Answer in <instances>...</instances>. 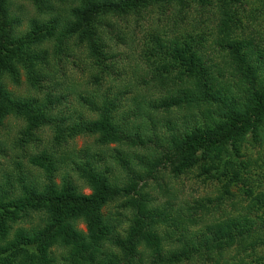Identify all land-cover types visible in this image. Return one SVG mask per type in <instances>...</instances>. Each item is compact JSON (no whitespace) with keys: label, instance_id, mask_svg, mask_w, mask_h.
Listing matches in <instances>:
<instances>
[{"label":"trees","instance_id":"16d2710c","mask_svg":"<svg viewBox=\"0 0 264 264\" xmlns=\"http://www.w3.org/2000/svg\"><path fill=\"white\" fill-rule=\"evenodd\" d=\"M21 1L36 10L26 27L14 0H0V129L8 116L22 119L28 136L19 140L24 149L35 146V133L55 118L59 138L66 130L69 139L94 137L100 149L82 151L84 162L68 151L70 160L65 159L55 145L40 151L29 164L41 173V182L20 162L15 172L14 167L0 172V264H264V0H71L61 8L52 0ZM150 3L190 12L196 4L218 6L212 30L196 33L194 26L182 41L152 40L158 54L149 53L144 63L159 85L170 83V96L157 107L154 101L150 107L156 110L150 113L148 96L135 93L130 108L126 99L136 90V80L120 77L105 91L85 89L86 96H79L95 104L89 108L95 117H82V109L75 118L62 109L54 116L49 101L64 92L61 83H52L50 66L65 43L70 40L85 53L98 71L90 78L101 87V81H113L102 19L132 15ZM23 73L34 88L44 81V101L26 102L7 89L6 80L18 87ZM176 108L186 114L182 125L174 117ZM160 125L172 131L169 138L161 139ZM249 146L259 148L257 156ZM139 147L148 164H136ZM108 151L125 174L122 181L104 164ZM161 168L175 178L196 171L197 179L219 185L221 200L234 199L237 189L252 197L255 210L250 217L223 221L219 210L224 204L217 207L209 235L197 242L192 223L202 222L198 211L191 213L170 199L160 209L154 206L155 188L146 191ZM82 185L91 194H84ZM122 199L132 209L127 227L104 212Z\"/></svg>","mask_w":264,"mask_h":264},{"label":"rangeland","instance_id":"374dc122","mask_svg":"<svg viewBox=\"0 0 264 264\" xmlns=\"http://www.w3.org/2000/svg\"><path fill=\"white\" fill-rule=\"evenodd\" d=\"M14 2L18 8L17 15L23 17V26L26 27L28 22L35 17L36 10L31 3L21 0H14ZM52 2L58 8H61L70 6L68 3L71 2V0H52ZM56 6L55 8L57 9ZM217 7V4L213 6H201L196 4L195 8L190 12L187 10L181 11L178 6H167L162 8L150 3L147 5H139L137 7L138 9L129 16L120 14V17L108 15L103 18L104 26L102 28V36L106 46L105 49L109 52V55H107V66L111 67L109 75L112 76L113 81H101V87L95 85L93 79L90 78L92 75H97L98 71L92 67L91 63L86 58L85 53L81 51L78 46L74 43L72 44L71 41L68 40L63 46L64 49L60 54L59 60L52 61L53 66H50L55 73L52 83L54 81L61 83L64 92V94H60L61 91H58V95H55V91L52 92L56 96L49 101V103L53 102L50 106L53 115L55 116V112L58 109H62L66 112L67 116L71 115L75 118L77 112L82 109L85 113V116L82 117H95V115L89 111L90 106H95V104L82 102L79 96H86L84 92L85 89L105 91L107 87L117 85V80L120 77L135 78L134 80H136V90L133 91V95H129L126 99L128 107L133 108L132 99L135 97V93L140 94L141 92H145L148 96V102H152L148 104L149 112L153 113L156 110L154 106L150 107L153 102L157 101L155 106H160L162 104H159L161 98L163 96L165 98L170 96V83L166 81L159 85V82L155 79L156 73L151 72L144 63L146 58L149 57V53H152L153 56L154 54H158L152 49V40L156 37H160L169 42L174 41L175 39L177 40V38L182 41V35H185L186 31L193 32L194 26L196 33L198 31V33H200L202 31L207 32L212 30L214 27V19L212 17L214 16ZM207 28L210 29L207 30ZM262 44L264 49V42H262ZM147 46H150V48H147ZM219 54H221L219 51L216 52V55H218L217 61L221 63L223 58ZM72 55L76 57H72ZM66 58H68V60H66ZM118 69H120V71H118ZM136 71H138L139 74ZM166 77H169V73L166 74ZM41 80H43V78ZM6 82L7 89L16 96V98L18 97V99L26 102L27 100L44 101L45 93L41 90H44V81L38 85V88H34V86L27 81V78L23 73L20 80V86H15L9 80H6ZM50 94L51 92L46 95L48 96ZM127 110L128 109H126V111ZM185 115L184 112H181L176 108V114L174 117L178 124L182 125L184 123L185 120L182 117ZM154 116V119L159 120V114L154 113ZM140 121L142 122V120ZM146 122L147 128L152 129V124H150L149 120L146 119ZM59 123V120L57 121L53 118L49 126H46L35 133V139H37L35 146L28 145L22 149L19 146V140H26V137H28L25 135V122L16 116H8L5 125L0 129V172H4L7 168L11 169V167H14L11 170H14L15 172L17 168L16 164L20 162L26 173L30 172L33 177L41 182L43 179L41 173L29 164L30 158L38 155L40 151H52L53 145H55L58 148L54 150L65 159L70 160L68 156L70 155L68 152H70L72 158L76 156L77 161L82 160V162H84V155H80L82 151L93 148L100 149L96 144L94 137L77 136L69 139L66 130L63 139L59 138V136L56 135V128ZM159 130L161 131V139L169 138L172 133V131H170L169 128L167 129L165 125H160ZM66 140H68L69 143L66 144L64 142ZM141 147L138 149V154L141 158H136L135 160L137 165L140 164V161H143L144 164L149 163L144 155L145 149H142ZM114 148H116V146H111L112 150ZM120 148L127 150L126 146ZM252 149L253 153H255L259 148L249 146L248 151H251ZM108 154L109 157H107L104 164L109 167L110 175L112 177L118 178L122 181L125 174L121 167L112 158L109 151ZM255 156H257L256 153ZM136 164L133 162L135 171L138 170V172L141 173V169H139ZM255 171L256 174L260 173L258 170ZM64 172L65 169L63 170L62 175ZM72 174L74 175V173ZM155 175L157 178L155 180L150 179L148 182L150 186H147L146 188V191L148 192L150 190L153 191L152 188H155V193L153 191V194L155 195L154 206L162 209L165 201L170 199L172 201L171 203L174 205L188 207L187 210L191 213L198 211L199 219L202 220V222L198 221L196 223L194 221L192 223V231L197 232V242L203 239L201 238L203 234L209 235L208 228L214 222L213 214H217V207L224 204L219 210V215L223 218V221L229 220L227 217L230 216H233L232 218H238L241 216L250 217L252 211L255 210L252 205V197L241 195V192L237 189H234L232 193L234 199L230 200L227 195L221 200L217 192L219 185L212 183V181L205 180L204 178L197 179L196 171L175 178L174 176L169 175L168 168H161L160 172L158 170L155 171ZM204 180L205 182H203ZM60 182L61 179L58 178L57 183ZM141 184L142 183H140V185ZM143 187H145V185ZM82 191L86 195H89L92 192L91 188L88 186H83ZM156 192L159 197H156ZM122 200L123 201L118 204H113L111 208H108L107 210L105 209L104 212L108 213L111 217L120 218V223L123 225L122 227H127L132 217V209L124 199ZM209 200L213 202L211 203ZM221 212L225 215H221ZM192 217L193 216H191V218ZM80 228L87 234L88 231L84 224L81 223ZM106 244H109V242H106ZM248 260L251 261L252 259L248 258Z\"/></svg>","mask_w":264,"mask_h":264}]
</instances>
